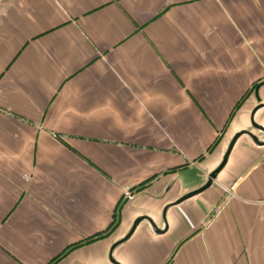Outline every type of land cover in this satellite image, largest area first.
Masks as SVG:
<instances>
[{
	"label": "crops",
	"instance_id": "obj_1",
	"mask_svg": "<svg viewBox=\"0 0 264 264\" xmlns=\"http://www.w3.org/2000/svg\"><path fill=\"white\" fill-rule=\"evenodd\" d=\"M262 82L264 0H0V264H264Z\"/></svg>",
	"mask_w": 264,
	"mask_h": 264
},
{
	"label": "water",
	"instance_id": "obj_2",
	"mask_svg": "<svg viewBox=\"0 0 264 264\" xmlns=\"http://www.w3.org/2000/svg\"><path fill=\"white\" fill-rule=\"evenodd\" d=\"M263 86H264V82L258 84L257 87H256L255 90H254V99L258 102V105L255 107V109H254V111H253L254 115H255V114H256L261 108L264 107V104H261V103H260V99H259V97H258V91H259V89H260L261 87H263ZM253 130H254V131H263V132H264V130L262 129V126H260L258 123H255V124L253 125ZM242 135H249V136H250V135H252V133H251V131H249V130H245V131H242V132L236 134V135L233 137V139H232V141H231V143H230V145H229V147H228V149H227V151H226V153H225V155H224V157H223L222 162H221L220 165L217 167V169H215V171H213V172L209 175L207 181H206L201 187H199L198 189H196L195 191H193V192H191V193L185 195V196L182 197L181 199H179V200L175 203V205H178V204L182 203L183 201H185V200H187V199H189V198H192V197H194V196H197V195L201 194L202 192L206 191V190L212 185V183L216 180L218 174H219V173L222 171V169L224 168V166H225V164H226V161H227V158H228V155H229V153H230L232 147L234 146V143H235L236 140H237L240 136H242ZM167 209H168V208H166L165 210H167ZM142 220H148V221H151L150 218H148V217H142V218L138 219V220L134 223L132 230L130 231V233L127 235L126 238H128V237L132 234V232L135 230V228H136V226L138 225V223H139L140 221H142ZM120 242H121V241H119L118 243H120ZM118 243H114V244L111 246L110 253H109V257H110L112 260H114V261H115V259H114L113 255H112V252H113L114 246H116V244H118ZM116 264H118V263H116Z\"/></svg>",
	"mask_w": 264,
	"mask_h": 264
},
{
	"label": "rangeland",
	"instance_id": "obj_3",
	"mask_svg": "<svg viewBox=\"0 0 264 264\" xmlns=\"http://www.w3.org/2000/svg\"><path fill=\"white\" fill-rule=\"evenodd\" d=\"M25 179L28 180L29 178H25ZM123 196H124V198L128 199V198H130L132 196V194L129 191H124V195ZM5 254L7 255V253H5ZM7 256H9V255H7ZM10 259H12V258H10Z\"/></svg>",
	"mask_w": 264,
	"mask_h": 264
},
{
	"label": "built area",
	"instance_id": "obj_4",
	"mask_svg": "<svg viewBox=\"0 0 264 264\" xmlns=\"http://www.w3.org/2000/svg\"><path fill=\"white\" fill-rule=\"evenodd\" d=\"M215 213H216V214L219 213V208H216V209H215Z\"/></svg>",
	"mask_w": 264,
	"mask_h": 264
}]
</instances>
